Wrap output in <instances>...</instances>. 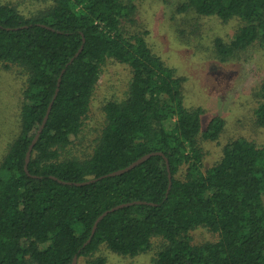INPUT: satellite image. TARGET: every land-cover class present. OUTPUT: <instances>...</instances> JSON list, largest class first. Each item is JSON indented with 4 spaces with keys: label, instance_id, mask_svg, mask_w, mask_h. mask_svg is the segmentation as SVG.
<instances>
[{
    "label": "trees",
    "instance_id": "16d2710c",
    "mask_svg": "<svg viewBox=\"0 0 264 264\" xmlns=\"http://www.w3.org/2000/svg\"><path fill=\"white\" fill-rule=\"evenodd\" d=\"M135 12L128 0H50L30 14L0 4V65L26 77L20 130L0 161V264H72L75 256L76 264H107L101 250L133 257L150 251L155 237L162 246L154 264H264V144L235 138L203 169L202 141H217L226 120L215 115L202 129L203 108L184 101L186 78L154 52L147 28H126ZM176 12L241 22L231 39L213 38L223 62L254 44L264 48V0H186ZM109 59L129 66L127 94L103 105L90 152L64 155ZM257 95L256 123L264 127V78ZM156 151L164 156L75 184ZM127 202L136 203L105 215L91 237L104 211ZM199 227L216 240L195 244L191 232Z\"/></svg>",
    "mask_w": 264,
    "mask_h": 264
},
{
    "label": "rangeland",
    "instance_id": "374dc122",
    "mask_svg": "<svg viewBox=\"0 0 264 264\" xmlns=\"http://www.w3.org/2000/svg\"><path fill=\"white\" fill-rule=\"evenodd\" d=\"M128 1L136 5V23L126 22V28L131 32L147 28L154 52L178 75L186 78L184 101L189 107L203 108L202 129L215 115L226 120L217 141H202L203 169L217 162L223 146L235 138L243 137L263 145L264 127L257 125L255 110L259 105L257 92L264 78V48L254 44L224 62L214 57L212 49L214 37L231 39L241 22L234 19L223 23L216 18L197 17L191 12L177 13L176 8L186 0ZM49 3L50 0H0V4H10L23 14L45 8ZM130 80L128 65L114 59L103 65L83 129L64 155L68 151L75 155L91 151L104 124L103 105L109 100L124 98ZM25 86L26 77L18 69L0 65V161L19 133ZM191 236L195 244L216 240V235L205 227L193 230ZM161 246L162 239L155 237L150 251L133 257L106 249L99 253L106 256L107 264H154L153 257Z\"/></svg>",
    "mask_w": 264,
    "mask_h": 264
},
{
    "label": "water",
    "instance_id": "95a60500",
    "mask_svg": "<svg viewBox=\"0 0 264 264\" xmlns=\"http://www.w3.org/2000/svg\"><path fill=\"white\" fill-rule=\"evenodd\" d=\"M83 41H84V40H83ZM83 47H84V42L82 43V45L80 46V48L78 49V51L75 53V55L70 59L69 63H71V62L74 60V58L77 57V56L80 54V52L83 50ZM69 63H68V64H69ZM63 71H64V70H63ZM63 71H62V73H63ZM60 83H61V76L58 78L57 88H56V90H55V93H54V95H53V98H52L51 102H50L49 105H48V108H47L46 113H45V115H44V117H43L42 123H41V125L39 126L38 131H37L36 135L34 136L32 142H31V144H30V146H29V148H28V151H27V154H26L25 166H24V168H25L26 171H27V168H28V163H29V161H30V158H31V152H32V150H33V148H34V145L36 144V142H37V140H38V138H39V136H40L42 130L44 129V127H45V125H46V123H47L48 118H49V115H50V112H51V109H52V105H53V103H54V101H55V99H56V97H57L58 91H59ZM152 155H162V156H164V154H163L162 152H159V151H156V152H150V153H148V154L143 155L142 157H140V158L137 159L136 161L132 162L131 164H129V165L126 166L125 168H122V169H119V170H117V171L111 172V173L106 174V175H104V176H100V177H96V178H92V179L86 180V181H84V182H78V183L70 182V183H75V184L82 185V184H87V183H90V182L97 181V180L101 179L102 177H106V176H111V175H117V174L124 173V172H126V171H129L130 169H132V168L135 167L136 165H138V164L144 162L146 159H148V158L151 157ZM165 160H166V162H167L168 170H170V168H169V163H168V159H167L166 157H165ZM170 178H171V174L169 173V179H170ZM170 186H171V180H170V183H169V188H170ZM134 203H136V202H127V203L118 204V205H116V206H114V207H112V208H110V209L104 211V212H103V213L97 218V220H96V222H95V225H94V228H93L92 233H91V237H92V235H93L94 232H95V229H96V226H97L98 222H99V221H100L105 215H107L108 213H110V212H112V211H115V210H117V209H119V208H122V207H125V206H129V205H132V204H134ZM137 203H138V202H137ZM76 263H77V256L74 257V260H73V263H72V264H76Z\"/></svg>",
    "mask_w": 264,
    "mask_h": 264
}]
</instances>
